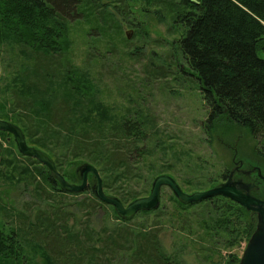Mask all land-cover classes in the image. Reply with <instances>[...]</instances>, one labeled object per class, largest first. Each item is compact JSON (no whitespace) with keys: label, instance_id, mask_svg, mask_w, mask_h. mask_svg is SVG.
<instances>
[{"label":"trees","instance_id":"obj_1","mask_svg":"<svg viewBox=\"0 0 264 264\" xmlns=\"http://www.w3.org/2000/svg\"><path fill=\"white\" fill-rule=\"evenodd\" d=\"M132 1L0 0V49L11 46L31 61L12 76L0 70V119L22 127L28 144L48 154L67 179L77 181L76 173L67 174L68 165L94 164L107 194L125 204L150 194L160 174H173L188 192L215 187L230 171L212 173L210 167L200 166L183 177V185L174 165L168 163L167 145L154 139L151 120L140 110L117 113L96 97L94 79L86 71L62 62L72 48L69 32L75 22L87 23V37L111 39L115 32L121 34L118 17L140 28L139 17L149 10H138ZM162 3L160 19L170 18L173 24L169 33L175 36L174 56L184 61L178 65L180 72L194 77L208 109L207 135L212 138L220 122L234 124L255 140L256 152L264 159V0ZM156 12L161 14V9ZM108 43L109 51H114L113 40ZM136 51L128 50V54ZM5 133L11 134L0 131ZM208 141L211 144L212 139ZM156 149L165 151L164 162H154ZM17 154L0 145V182H29L40 196L52 200L60 192L85 194L80 208H89L90 213L106 204L95 196L91 182L82 193L67 192L45 165L19 154L36 163L22 164ZM123 180H139L140 187L132 185L126 193L120 192L114 185L117 181L123 185ZM168 200L132 218L119 216L110 205L112 224L100 230L70 227V213L66 217L52 205L30 221L34 234L24 230L49 264H240V255L230 251L247 245L258 223L255 212L221 195L184 204L173 193ZM170 231L171 245L166 246L161 235ZM19 236L0 220V264H24ZM185 255H193L196 262H189Z\"/></svg>","mask_w":264,"mask_h":264},{"label":"rangeland","instance_id":"obj_2","mask_svg":"<svg viewBox=\"0 0 264 264\" xmlns=\"http://www.w3.org/2000/svg\"><path fill=\"white\" fill-rule=\"evenodd\" d=\"M162 1H132L138 10L141 11L145 7L148 8L149 13L140 15V28L118 17V22L123 25V31L121 34L115 32L111 38L115 44L112 52L108 48V42L111 41L109 37L95 35L87 37L86 32L89 29L87 23L86 25L84 22L73 23L69 32L72 40L71 51L61 57L64 66L71 64L86 71L94 79L96 97L113 106L117 113L125 114L130 110L142 111L152 122L154 139L167 145L166 152L170 160L168 163L174 165L176 175L183 185H185L183 177L194 173V169L197 170L200 166L210 167V172L219 173L226 169L231 171L242 163L245 169L253 170L255 174L261 172L264 177V159L257 154V143L245 130L223 121L217 124L212 138L207 135L205 125L208 109L194 77L185 76L180 72L178 65L184 64V61L181 57L174 56L176 48L172 42L175 36L169 33L173 25L171 19L165 18L167 20L164 21L160 19V15L163 14ZM157 9H161V14L156 12ZM117 24L116 22L113 25ZM124 37L128 42L123 39ZM86 41L89 44L85 43ZM128 50L137 51L134 55H130ZM18 51L11 46L0 49V70L7 76L14 75L24 65L27 67L31 65V61ZM210 139H212L211 144L208 141ZM0 145L4 149L9 148L14 153H18L17 158L22 164H36L19 155L21 153L13 134H0ZM159 150L156 149V155L154 154V162L157 160L158 163L164 162L162 155L165 153ZM84 163L86 161L68 165L67 174L74 172L77 176V181L69 177L70 182L81 183L79 168ZM1 169L2 165H0ZM169 175L173 176V174ZM89 178L93 185L96 179L93 175ZM38 181L43 182L48 190H52L44 178H39ZM123 182H125L123 185L121 181H117L114 185L120 192L126 193L132 185L140 187L139 180L134 182L123 180ZM221 183L223 181H218V185ZM253 193L264 199V180L260 184V189ZM172 194L173 191L164 186L162 202L170 203L168 198ZM84 195H63L60 192L56 199L52 200L47 199L45 194L40 196L36 186L29 182L16 184L4 180L0 182V205L6 207V211L0 208V220L4 221L7 227H14L20 233L22 244L20 249L23 248L26 259L24 264H49L41 247L30 238L31 236L27 237L24 229L30 232L32 230L31 233L34 234L30 221L36 220L41 212H48L52 209V205L58 206L66 217L70 213L69 225L77 230H82L85 226L100 230L107 223L112 224L109 221L113 212L112 205L103 203L105 205L100 206L93 213H90L89 208L82 211L80 202L86 198ZM87 201H90V197ZM64 215L62 214L61 217L65 218ZM161 237L166 246L171 245V231L164 232ZM100 240L96 238L97 247L101 245ZM245 248L246 246L243 245L230 252H237L241 257ZM185 256L189 262H196L193 255ZM8 264L19 263L13 261Z\"/></svg>","mask_w":264,"mask_h":264},{"label":"water","instance_id":"obj_3","mask_svg":"<svg viewBox=\"0 0 264 264\" xmlns=\"http://www.w3.org/2000/svg\"><path fill=\"white\" fill-rule=\"evenodd\" d=\"M0 131L13 134L19 152L27 157L35 158L45 165L59 182L62 189L67 192H84L90 184V175H93L96 179V182L92 185L95 196L100 201L112 205L118 215L124 218H132L141 211L158 209L162 203V188L164 186L169 187L184 204L200 202L218 195L230 198L249 211L255 212L258 217L257 229L246 245L240 264H264V199L254 195L249 184L241 180H234L233 171L228 179L220 185L193 193L186 192L173 176L160 174L153 180L149 195L138 197L125 204L119 197L107 194L100 171L94 164L86 162L81 165L79 168L81 183H72L59 171L56 163L48 154L28 144L26 135L18 124L0 119ZM259 175L262 176L261 172H259Z\"/></svg>","mask_w":264,"mask_h":264},{"label":"flooded vegetation","instance_id":"obj_4","mask_svg":"<svg viewBox=\"0 0 264 264\" xmlns=\"http://www.w3.org/2000/svg\"><path fill=\"white\" fill-rule=\"evenodd\" d=\"M244 164L240 163L234 167L233 170H231L228 174V177L230 173L234 172V180H241L246 184L250 185V189L253 193L255 190L260 189V184L264 180L263 176H260L258 173H254L253 170L245 169ZM228 177L225 179V181L228 179ZM223 181V182H225Z\"/></svg>","mask_w":264,"mask_h":264}]
</instances>
